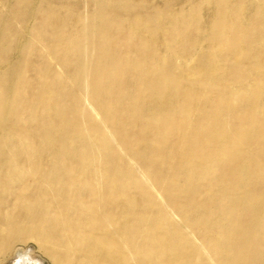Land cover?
I'll return each instance as SVG.
<instances>
[{"label": "bare ground", "instance_id": "1", "mask_svg": "<svg viewBox=\"0 0 264 264\" xmlns=\"http://www.w3.org/2000/svg\"><path fill=\"white\" fill-rule=\"evenodd\" d=\"M30 240L264 264V0H0V264Z\"/></svg>", "mask_w": 264, "mask_h": 264}, {"label": "rangeland", "instance_id": "2", "mask_svg": "<svg viewBox=\"0 0 264 264\" xmlns=\"http://www.w3.org/2000/svg\"><path fill=\"white\" fill-rule=\"evenodd\" d=\"M15 249L17 251L8 257L3 264H15L17 256L23 252H26L30 255L33 264H54L49 257H47L38 249L36 243L32 240L28 241L27 243H18Z\"/></svg>", "mask_w": 264, "mask_h": 264}]
</instances>
